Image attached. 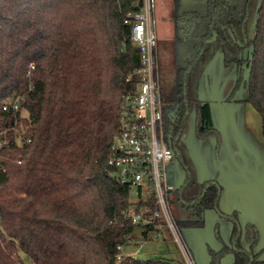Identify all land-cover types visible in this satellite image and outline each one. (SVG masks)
Returning <instances> with one entry per match:
<instances>
[{
	"label": "trees",
	"instance_id": "trees-1",
	"mask_svg": "<svg viewBox=\"0 0 264 264\" xmlns=\"http://www.w3.org/2000/svg\"><path fill=\"white\" fill-rule=\"evenodd\" d=\"M141 6L142 0H0V264H25L21 253L30 264H182L161 256L117 260L137 227L125 218L131 188L110 176L108 160L141 62L124 21ZM175 6L180 37L161 90L167 140L186 171L174 192L188 214L178 227L203 228L214 210L234 231L230 247L211 250V264L228 252L234 264H264L256 252L260 230L243 225L239 212L221 211V185L198 182L182 141L195 110L198 138L214 136L222 146L211 104L199 98L200 80L218 53L225 67L240 68L235 91L248 70L246 102L261 116L264 136V0ZM16 99L17 112L3 110ZM153 233L142 229V241Z\"/></svg>",
	"mask_w": 264,
	"mask_h": 264
},
{
	"label": "rangeland",
	"instance_id": "rangeland-1",
	"mask_svg": "<svg viewBox=\"0 0 264 264\" xmlns=\"http://www.w3.org/2000/svg\"><path fill=\"white\" fill-rule=\"evenodd\" d=\"M155 2L160 69L161 73L172 75L176 54L175 44L180 37L179 26L174 16L175 0H155ZM242 76L244 81L235 91L240 77V68L236 65L225 67L223 55L218 53L200 80L199 98L202 101L212 102L215 106L219 105V107L229 98H233L228 107L224 109V114L229 119L227 127L231 134V141L239 143L236 148L240 145L244 148V151L241 150L242 153L240 152V155L237 156L243 162L246 161L250 167L249 172L252 169L253 172L260 171L264 175L262 119L254 107L246 102L248 98V90L245 85L248 80L247 69L243 70ZM219 111L221 117L216 111L215 113L217 114V124L221 126L224 119L222 110L219 109ZM24 115L27 114L24 113ZM182 140L194 157L198 170L196 176L199 175L201 180L218 178L220 181L221 179L224 180L225 177L236 175L231 153L227 152V146H225L226 143L217 149L214 136L203 140L198 138L195 110H192L187 121ZM237 156L235 159L238 158ZM252 175L257 176L256 173ZM185 180L186 171L181 162L176 159L169 174V182L176 188H180ZM171 206L176 220L187 219L188 214L175 195H172ZM233 231L234 223L232 221H221L218 213L211 210L206 213V223L203 228H183L181 235L185 247L190 250L193 256V264H211V250L219 252L225 247H230ZM141 233L142 229L137 227L133 234L132 243L124 253H129L141 260L149 259L157 253H165L167 258L182 264H191L182 249L174 243L170 234L168 235L169 241L162 239L140 241ZM134 240L138 242V245L134 246ZM21 257L25 264H30L25 254L21 253ZM234 263L235 255L233 252H228L221 258V264Z\"/></svg>",
	"mask_w": 264,
	"mask_h": 264
},
{
	"label": "built area",
	"instance_id": "built-area-1",
	"mask_svg": "<svg viewBox=\"0 0 264 264\" xmlns=\"http://www.w3.org/2000/svg\"><path fill=\"white\" fill-rule=\"evenodd\" d=\"M124 23L131 30L130 40L139 49L141 62L134 72L138 77L136 90L123 97L120 132L113 141L109 173L131 188L132 204L125 218L135 227L152 228L150 240L161 239L162 232H168L193 264L171 206L177 188L170 184L169 174L176 159L164 124L155 0H142L140 10L130 11ZM131 81L129 77L127 82ZM21 100L7 102L3 110L17 112ZM127 248H118L119 262L125 256H132L124 253Z\"/></svg>",
	"mask_w": 264,
	"mask_h": 264
},
{
	"label": "crops",
	"instance_id": "crops-1",
	"mask_svg": "<svg viewBox=\"0 0 264 264\" xmlns=\"http://www.w3.org/2000/svg\"><path fill=\"white\" fill-rule=\"evenodd\" d=\"M209 103L211 104V108H212V116H213L214 125L221 132L223 136V142H222L221 147H223V143L227 144L225 146H227L226 148L227 152H229V154L231 153V158H232L234 169H235L234 173H236V175L229 176L227 178L225 177L224 180L221 179L220 181L218 180V178H215V179L210 178L206 180H201L198 177L199 176L198 175L197 180L199 183L209 181V180H216L222 187V193H221V199H220L221 211L225 214L239 212L241 223L243 225L254 224L255 226L258 227V229L261 232V238L256 248V252L260 253V259L264 260V175L261 174L260 171L253 172L252 169H250V172H249L248 169L250 167L247 165L246 161L243 162L240 159V157L237 156V155H240V152L242 153V151H244V148L242 145L236 148V146L239 145V143L238 144L236 142L233 143L231 141V134L228 132L229 128L227 127V124L229 123V119L227 118V115L224 114V109L228 107L230 102L225 101L223 104H221L220 106L221 108L219 107V105L215 106V104H213L212 102H209ZM219 109L222 110L223 119H224V121H222L223 123L221 126L217 124V114L215 113L216 111L218 115L220 116L221 113ZM218 120L220 121V119ZM190 156H191V159L193 161V164L198 174V170L195 164L194 157L191 155V153H190ZM236 156L238 157L237 159H235ZM242 167L244 168L241 169ZM255 173L257 176L252 175ZM178 189L179 188H177V190ZM219 218L221 221L222 220L226 221V219H222L220 216ZM168 235H169L168 232L163 231L161 239L164 241H169ZM141 240H143L142 233L140 237V241ZM133 242H134V246L138 245V242L136 240H134ZM164 254L165 253H157L153 256H161V257L167 258L165 257Z\"/></svg>",
	"mask_w": 264,
	"mask_h": 264
},
{
	"label": "flooded vegetation",
	"instance_id": "flooded-vegetation-1",
	"mask_svg": "<svg viewBox=\"0 0 264 264\" xmlns=\"http://www.w3.org/2000/svg\"><path fill=\"white\" fill-rule=\"evenodd\" d=\"M176 159V158H175Z\"/></svg>",
	"mask_w": 264,
	"mask_h": 264
}]
</instances>
